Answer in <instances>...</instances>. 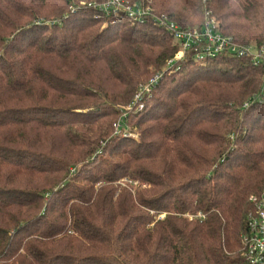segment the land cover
<instances>
[{"label": "trees", "instance_id": "obj_1", "mask_svg": "<svg viewBox=\"0 0 264 264\" xmlns=\"http://www.w3.org/2000/svg\"><path fill=\"white\" fill-rule=\"evenodd\" d=\"M207 18L238 45L264 41V0H0V264H246L264 68H169L167 24Z\"/></svg>", "mask_w": 264, "mask_h": 264}, {"label": "built area", "instance_id": "obj_2", "mask_svg": "<svg viewBox=\"0 0 264 264\" xmlns=\"http://www.w3.org/2000/svg\"><path fill=\"white\" fill-rule=\"evenodd\" d=\"M110 5L113 8L112 13L124 12L135 20L141 19L149 12L147 8L121 6L116 2H111ZM107 6L109 4L104 6V10L109 12ZM158 23L163 24L162 20H159ZM167 30L178 46L174 57L167 61L169 68L187 57L191 58L194 63H202L222 55L248 57L254 65L264 68V41L260 44L238 45L220 33L218 25L212 18H207L200 29L182 30L177 25L169 23ZM160 77L161 74L154 75L149 79L147 85L141 86L135 96V102L140 101L143 95L149 94ZM136 109L141 111L142 104H138ZM249 200L253 209L246 218L247 230L241 234L243 256L246 259V264H264V190L258 196H251Z\"/></svg>", "mask_w": 264, "mask_h": 264}, {"label": "rangeland", "instance_id": "obj_3", "mask_svg": "<svg viewBox=\"0 0 264 264\" xmlns=\"http://www.w3.org/2000/svg\"><path fill=\"white\" fill-rule=\"evenodd\" d=\"M137 111V110H136ZM120 128V127H119ZM125 131L124 132H120L118 130V132L120 134H122L123 136H127L130 137L133 140H137L138 139V133L136 132L137 129L136 128H132L130 125H124V127H122ZM135 184V183H134Z\"/></svg>", "mask_w": 264, "mask_h": 264}]
</instances>
